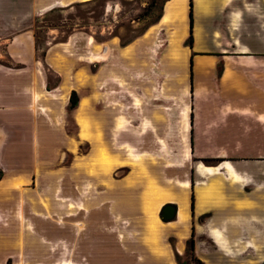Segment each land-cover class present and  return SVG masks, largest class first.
I'll list each match as a JSON object with an SVG mask.
<instances>
[{
    "label": "rangeland",
    "instance_id": "1",
    "mask_svg": "<svg viewBox=\"0 0 264 264\" xmlns=\"http://www.w3.org/2000/svg\"><path fill=\"white\" fill-rule=\"evenodd\" d=\"M169 1L95 0L53 10L31 23L36 58L48 76L47 112L63 119L73 92L71 78L56 90L61 77L54 69L65 70L68 78L81 73L75 79L80 110L78 123L68 110L65 125L42 128L34 180L23 191L18 264H115L120 249L136 252L140 238L149 234L167 263L172 248L179 262L198 264L194 243L192 256L175 252V238L163 228L160 211L178 202L183 189L188 196L197 167L217 164L193 133V110L213 102L218 85L207 66H198L217 54L207 49L209 31L218 50L228 49V34L244 25V17L233 20L225 12L230 0L227 7L220 0L216 14L208 5L206 15L195 10V0H186L184 14L168 13ZM258 25L264 33V19ZM17 33L0 29V65L15 67L6 49ZM52 47L61 61L54 69L46 62ZM223 64L212 67L213 78ZM140 119L166 122L165 139L148 123L135 126ZM21 162L29 170V158ZM160 196L167 199L157 200ZM260 257L249 255L247 264H260Z\"/></svg>",
    "mask_w": 264,
    "mask_h": 264
},
{
    "label": "crops",
    "instance_id": "2",
    "mask_svg": "<svg viewBox=\"0 0 264 264\" xmlns=\"http://www.w3.org/2000/svg\"><path fill=\"white\" fill-rule=\"evenodd\" d=\"M92 1L95 0L0 2V24L3 25L0 29L20 31L8 40L6 49L8 60L15 67L0 65V169L4 174L0 178V264L11 260V264H18L21 256L23 191L34 180L33 167L42 128L65 125L70 107L66 104L64 118L59 120L47 112L50 107L45 99L51 102L48 76L36 58L30 25L53 10ZM228 1L224 0V7ZM214 2L195 0V10L199 8V13L206 15L209 5L216 14L220 0ZM4 8L9 10L8 14ZM224 9L232 14L233 20L244 17V25L228 34L230 51L218 50L215 37L211 40L209 31L207 49L217 54L199 62L198 68L207 66L209 78L213 81L216 78L217 98L199 103L193 110L197 115L194 136L199 144H207L208 157L217 160V164L203 166V170L196 168L197 178L194 184L191 181L188 196L183 189L180 200L172 204L176 207L175 218L163 220L162 225L167 235L175 238L174 249L180 257L187 251V241L193 238L194 253L204 264H247L249 255L261 256V264L264 263V33L258 23L264 19V0H230L229 8ZM69 43L68 40L63 45ZM195 48L200 49V44L196 42ZM55 57L52 47L46 62L53 69L61 62ZM222 62L221 72L213 78V68ZM54 70L61 77L56 90L65 88L66 80L71 78L74 82H71V91L78 96L75 79L81 73L75 71L68 78L65 70ZM79 110L80 102L73 109L76 123ZM144 123L155 128V132L159 128L160 140L165 139L166 122L140 119L135 126L141 127ZM25 158H29L27 171L21 162ZM182 206L187 209L185 218L180 217ZM140 239L136 252L120 249L115 264H177L172 248L167 251L170 261L167 263L159 249L155 251L151 245L150 234Z\"/></svg>",
    "mask_w": 264,
    "mask_h": 264
},
{
    "label": "trees",
    "instance_id": "3",
    "mask_svg": "<svg viewBox=\"0 0 264 264\" xmlns=\"http://www.w3.org/2000/svg\"><path fill=\"white\" fill-rule=\"evenodd\" d=\"M190 1H192V0H190ZM191 4H192V3H191ZM191 4H190V5H191ZM189 17H190V28H191V30H192V11H190V13H189ZM123 46H124V45H123ZM77 104H78V96L76 95L75 92H72V93H71V96H70V107H69V111H70V110H73V109L77 106ZM193 243H194L193 239H191V240H189V242H187L186 256H192ZM175 257H176L177 262H178L179 264H190V262H184V263H181V262L178 261L179 257H178L177 255H176ZM193 260L196 261L198 264H203V262H201V261L198 260V259H195V258H194ZM190 261H191V260H190Z\"/></svg>",
    "mask_w": 264,
    "mask_h": 264
},
{
    "label": "bare ground",
    "instance_id": "4",
    "mask_svg": "<svg viewBox=\"0 0 264 264\" xmlns=\"http://www.w3.org/2000/svg\"><path fill=\"white\" fill-rule=\"evenodd\" d=\"M185 4H186V0H172L169 5L167 6V11L170 12V11H173V10H177L179 12H183L184 14V10H185ZM168 18V15H166L163 19V21H166V19ZM184 19V18H183ZM183 19L181 20L180 23H183ZM186 186V185H185ZM186 188V187H185ZM161 195V194H160ZM167 196L165 197H162L160 196L159 201H162L164 199H167L166 198ZM184 200H181V202H183ZM185 202V201H184ZM186 207L182 206V209L180 211V217L181 218H185L186 217Z\"/></svg>",
    "mask_w": 264,
    "mask_h": 264
},
{
    "label": "water",
    "instance_id": "5",
    "mask_svg": "<svg viewBox=\"0 0 264 264\" xmlns=\"http://www.w3.org/2000/svg\"><path fill=\"white\" fill-rule=\"evenodd\" d=\"M176 216V207L172 204H167L160 211V218L164 221H171Z\"/></svg>",
    "mask_w": 264,
    "mask_h": 264
}]
</instances>
